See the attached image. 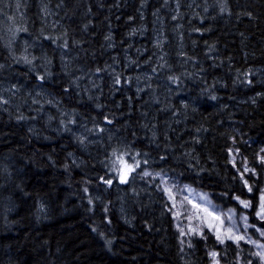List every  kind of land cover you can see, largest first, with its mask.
<instances>
[{"label": "trees", "instance_id": "trees-1", "mask_svg": "<svg viewBox=\"0 0 264 264\" xmlns=\"http://www.w3.org/2000/svg\"><path fill=\"white\" fill-rule=\"evenodd\" d=\"M16 2L5 0L11 7L0 6V25L7 23L6 15L16 13ZM19 2L23 6L17 19L23 14L33 37L42 27L45 35L67 31L66 50L44 42L52 75L43 88L76 120L99 124L105 131L95 135L100 142L85 148L72 133L59 130L57 106L39 115L32 111L40 107L31 104V92L41 83L34 78L36 72L43 74L41 62L30 72L27 65L7 58L0 43V64H5L0 86L21 85L19 111L36 117L17 121L14 106L0 111V264H211L208 251L225 248L231 262L236 245H221L213 237L195 239L183 252L159 180H133L138 168L128 184H120L105 165L112 147L127 144L133 152L148 153L138 157L148 160L141 168L163 170L240 214L231 196L241 195L242 185L231 158L237 167L246 158L251 167L264 148V0H227L230 15L219 13L217 0H207V13L205 0H180L177 20L171 19L175 0H168L167 7L164 0H143V7L142 0ZM42 5L50 15L41 12ZM109 35L110 41L105 39ZM161 35L170 68L152 73ZM28 38L20 34L14 45L17 55ZM61 51L69 64L67 74ZM179 51L192 59L185 60ZM97 67L104 70L96 73ZM117 74L120 85L113 82ZM171 74L180 78L179 86L167 81ZM145 76L152 77L151 88ZM138 87L143 91L137 92ZM104 116L112 124H105ZM99 177L114 183L104 185ZM259 186L264 187V173ZM240 246L243 258L251 246Z\"/></svg>", "mask_w": 264, "mask_h": 264}, {"label": "snow or ice", "instance_id": "snow-or-ice-1", "mask_svg": "<svg viewBox=\"0 0 264 264\" xmlns=\"http://www.w3.org/2000/svg\"><path fill=\"white\" fill-rule=\"evenodd\" d=\"M168 0H164V6L167 7ZM175 12L176 14L172 15V20H177L180 8V0H175ZM0 6L3 7H11V5L6 4L5 0H0ZM23 5L17 0L15 3V10L16 13L19 12L20 8ZM142 7L144 6L143 0H142ZM199 7V5H197ZM215 7L219 8V13L224 14L228 13L231 14L230 9L227 4V0H217ZM188 7H192V5H188ZM204 12L207 13L209 10V5L207 3V0H205V3L203 5ZM0 11H2V8H0ZM89 12L91 9L88 10ZM41 12L44 13L45 16L50 15L47 5H42ZM16 13L13 15H6V21L7 23L0 25V43H2L3 47L7 50L8 57L11 61L15 64H24L29 67L30 72H34L37 69V64L35 63L37 60H39L41 63L39 65L40 68H43V74L36 72L35 79L37 81H40V89L41 91L36 92V95L31 98V104L32 105H40V107L31 109L32 111H35L38 115L43 110V104L41 103L40 99H37L36 97H41L43 93V84L47 82V78L52 75L50 69V66L52 64V59L47 55V53L44 51L45 44L44 42H47L49 45H55L57 48L66 50L68 49V40H67V31L61 32L59 35H45L44 28L42 27L40 29V34L37 37H33L32 34L29 32L28 27L26 26V19L23 16V14H20L19 20L17 19ZM154 16L157 15L156 12L153 13ZM195 15L199 16V13H196ZM246 15L251 16V13H246ZM129 19H132V17H129ZM159 20L160 18L157 17ZM162 22V21H161ZM52 27H55V24L52 25ZM87 28V25H85V29ZM194 31L200 32L201 29L195 28ZM160 31V30H158ZM25 33L28 35V39H23L19 55H17V50L14 48V45L16 44L18 38H20V34ZM106 40H111V36H106ZM59 41V43H58ZM74 44L79 43L78 41H73ZM111 46V44H109ZM156 47L160 48L161 54L158 57V62L156 67H152L151 72L152 73H158L159 70H162L166 67L170 68V65H168L167 60L165 59V56L167 53L163 51V38L162 35L160 38L156 41ZM211 47V46H210ZM30 49H39V55L35 54L33 51H30ZM179 56L184 57L185 60L192 59L191 57H188L186 53L183 51H179L177 53ZM6 58V59H7ZM61 64L62 68L65 71V74L68 73L69 64L65 62V52L61 51L60 54ZM134 63V62H133ZM5 64H0V71L4 70ZM104 69H101L97 67L95 69L96 73H99L103 71ZM248 74H245L247 77ZM79 79V78H77ZM131 78H128L127 81L129 82ZM152 77L145 76V80L149 81V83L146 85L148 88H151L152 85L150 83ZM167 81H169L171 84H176L179 86L180 78L174 74L167 75L166 77ZM137 82L140 81V77H136ZM113 82L116 85L121 84V77L119 74L115 75L113 77ZM245 82L248 85H252L253 81L248 80L246 78ZM75 83V81H73ZM77 87L79 85H76ZM93 86L96 85L93 83ZM21 85L17 83H13L10 85V87L3 89L0 91V111L9 112L10 107L14 106L17 109V115L16 120L17 121H23L26 119H35L36 117H26L22 112L19 111V108L21 107L20 103H17V93L20 91ZM69 89L67 87L63 88V92L67 94ZM143 91L141 88H137V92ZM168 91H171V88H168ZM5 93H8L9 95H5ZM257 95H261V93H257ZM91 99V97H90ZM211 99L215 100L216 97L212 96ZM24 104H27V100L22 101ZM159 102L158 100L156 101ZM45 103L52 104L53 101L46 100ZM253 103L255 101L253 100ZM187 107V105H184ZM30 107V106H29ZM99 107V105H97ZM144 115H147L144 113ZM64 117H67L65 119ZM49 120L52 119L51 116L48 117ZM105 124H112V121L108 119L107 116L103 117ZM77 124V120L75 119L74 114L67 113V112H61V119L59 121L60 128L59 130L69 132L73 134V137L75 140L82 146L87 147L89 143H93L94 141H91L88 139L89 135H93L98 133H103L105 131L104 127H101L99 124L93 123L92 128H88L86 124L81 125V127L84 129V133L80 135H76V133L73 132L72 127L70 125ZM147 126V125H145ZM31 131V129H30ZM135 135V133H133ZM112 137L109 136V140H111ZM155 139V132L153 133V141ZM231 151L229 150V153L231 155ZM239 151L238 149L236 150ZM264 148H261L258 153H256V159L255 164L253 166H249L247 163L246 158L241 162L242 166L237 167L235 163V157L232 156L231 163L234 169H236V172L239 175V180L242 185V191L241 195L248 196L249 198L242 199L241 195H236L235 193H232V200L237 202L238 207L242 209L240 214L237 216L236 209L234 208H227L226 210L219 208L218 206H213L212 210H209V205L211 202L207 200V197L205 195L200 196V200L204 201L203 204L196 203L190 197L184 196V201H186L187 204L191 205V209H188L185 207L184 210V218L188 221H192L193 219L197 221H201L207 224V227L210 231L214 232V238L216 241L219 242V244L223 245L226 240L231 241L233 244L236 245V249L234 251V257L233 260L230 262L227 258V249H222L221 251L216 250H209L207 255L211 258V264H221V261L224 262V264H264V187L259 186V176L261 173H264ZM147 157L148 153H141L139 151L133 152L132 149L127 145L123 144L122 146H114L111 149V155L108 157L109 163L105 166L109 169V172H115L116 176L115 178L118 180L120 184H128L129 183V175L131 173L136 172V169L140 168L141 170L139 172H136V176H133V180L136 179V177L140 178H146V177H152L153 180H155L157 177L161 180V183L164 185H168V178L163 174V170L161 172H149L147 168H141V165H147L148 160L147 159H139L138 157ZM125 157H130V161L126 160ZM162 160H165L166 157L161 156ZM191 166V165H190ZM259 168V172H258ZM3 171L7 172V167L3 169ZM247 175L246 174H249ZM235 178V177H234ZM100 181L107 186H112L114 183L113 178H105V177H99ZM173 186L177 188L178 192H186L191 191V189L188 186H178L175 185L173 182ZM87 191V189H85ZM164 191L169 194V196L172 198L173 204L172 207H175L176 205V199L175 196L172 195V188L171 187H165ZM133 194L135 195V189H132ZM223 195H228V193H224ZM255 201V204L253 203ZM91 199L89 200V203H91ZM42 207V206H41ZM246 210V211H245ZM224 217L222 219L221 217ZM249 216L253 217V221L249 222ZM225 220L228 221L227 226L225 227ZM237 220L239 221V224L237 223ZM257 223H259V226H257ZM223 228V232L221 229ZM249 229H253L252 234H249ZM189 233H197L203 237V233L200 231L199 225L192 226L189 224L188 226ZM258 234V238L254 239L253 236ZM180 235L184 236L186 235L183 228H180ZM240 241H244L245 244L251 245L252 247L248 250L247 254L243 256L242 258V252L243 249L240 246ZM110 243V241L108 242ZM181 243H184V241H181ZM189 247H192L191 242L188 244Z\"/></svg>", "mask_w": 264, "mask_h": 264}, {"label": "rangeland", "instance_id": "rangeland-1", "mask_svg": "<svg viewBox=\"0 0 264 264\" xmlns=\"http://www.w3.org/2000/svg\"><path fill=\"white\" fill-rule=\"evenodd\" d=\"M259 74H261L260 71H259ZM3 80L4 79H2L0 77V81H3ZM1 84H4V85L0 86L1 90L10 87V84H6V83H1ZM38 91H41L40 87L35 88V90L33 89V91L31 92V95L32 96H35L36 95V92H38ZM43 93L44 94L41 97H36V98L41 100V103L43 104V110L45 112H48V107L57 106L58 109H59L60 115H61V112H67V113L74 114V112H72V111L63 110L59 106V104L57 103V101L54 99V97H52L49 93H47V90L44 89V88H43ZM6 94H8V93H5V95ZM27 94L31 97V95L29 94L28 91H27ZM46 100H51V101H53V103L52 104L45 103ZM84 124H86L88 128H92L93 127V125H90L89 123H87L85 121H80V120H77V124L70 125V127H72L73 132L76 133V135H80V134L84 133V129L81 127V125H84ZM106 133L108 134V132H106ZM98 134L99 133L97 132L96 134L89 135L88 136V139L91 140V141H94V143L95 142L96 143L97 142H100L99 140H96L95 139V135H98ZM90 144H92V143H90ZM147 170L149 172H153L152 170H150L148 168H147ZM153 173H155V172H153ZM164 175L166 176V178H168V185H164L163 183H161V180L159 179V177H157L155 180H153L152 177H146V178H140L139 177V178L142 179V180H144V181H149V182H151V181H158L159 180L158 181V185H160V189L159 190L160 191H163V193L166 195V198H167V200L169 202L170 211H171V214H172L173 219H174V228L176 229V231H177V233L179 235L180 243H181V241H184V243H181L182 251L184 252L185 250H190L193 247V241L195 239L202 238L201 235H199L197 233H189V231H188L189 224H191L192 226L199 225L200 231L203 233V237H205L203 239H209L210 237H213L214 238V232L213 231H210L208 229L206 223L201 222V221H197L195 219H193L192 221H188V220H186L184 218L183 213H184L185 207H187L188 209H191V205L190 204H187L186 201H184V196L190 197V199H192L196 203L203 204L204 201H201L200 200V196L203 194V195H205L207 197V200L211 202L209 205H207L209 207V210H212V207L213 206H218L219 208L224 209V210H226L227 208L215 204L210 195H208L206 193H203V192H201V191H199V190H197L195 188L189 187L188 185H185L183 183H180L179 181H177L176 179H174L173 177H171L169 174H164ZM173 182L175 183V185H178V186H188L191 189V191L178 192L177 191V188L173 186ZM166 186L172 188V195L175 196V199H176V205H175V207H172V204H173L172 198L169 196V194H167L164 191V188ZM221 218L224 219L223 216ZM249 222H250V219H249ZM237 223L239 224V221L238 220H237ZM227 224H228V221L225 220V227L227 226ZM180 228H183L184 229L186 235H184V236H181L180 235ZM221 231L223 232V228L221 229ZM252 232H253V229H249V234H252ZM253 238L254 239L258 238V234H256L255 236H253ZM214 240H215V238H214ZM189 242H191L192 247H189L188 246ZM216 242L219 243L218 241H216ZM226 242H231V241L226 240L225 243ZM262 242H264V241H262ZM241 244H245L244 241H240V245ZM246 245H248V244H246ZM248 246H251V245H248ZM210 260H211V258H210ZM221 264H222V262H221Z\"/></svg>", "mask_w": 264, "mask_h": 264}, {"label": "bare ground", "instance_id": "bare-ground-1", "mask_svg": "<svg viewBox=\"0 0 264 264\" xmlns=\"http://www.w3.org/2000/svg\"><path fill=\"white\" fill-rule=\"evenodd\" d=\"M129 34V33H128ZM109 82V81H108Z\"/></svg>", "mask_w": 264, "mask_h": 264}]
</instances>
